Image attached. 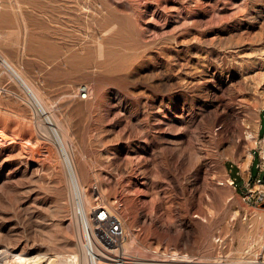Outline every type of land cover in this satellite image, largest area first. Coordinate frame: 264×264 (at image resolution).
Returning a JSON list of instances; mask_svg holds the SVG:
<instances>
[{
	"label": "rangeland",
	"instance_id": "rangeland-1",
	"mask_svg": "<svg viewBox=\"0 0 264 264\" xmlns=\"http://www.w3.org/2000/svg\"><path fill=\"white\" fill-rule=\"evenodd\" d=\"M0 4V53L62 131L84 200L123 202L126 254L264 264V201L247 198L264 193V0ZM37 119L0 63V264L78 252L67 169Z\"/></svg>",
	"mask_w": 264,
	"mask_h": 264
},
{
	"label": "bare ground",
	"instance_id": "bare-ground-1",
	"mask_svg": "<svg viewBox=\"0 0 264 264\" xmlns=\"http://www.w3.org/2000/svg\"><path fill=\"white\" fill-rule=\"evenodd\" d=\"M0 63L5 67V69L9 72V74H11V76L18 81L21 88L27 94L28 100H30L35 110V115L38 118L37 120H38V126L40 130L43 131L44 133L52 135V137L54 138L52 140H54L55 143L58 145L57 147H59L60 153L63 157V161L67 169L69 184H70V197L72 200V204L74 206V212L76 213L77 222H78V226H77V235H78V241H77L78 250L77 251L78 252H73L69 256L66 255L64 258L62 257L61 259L62 264H118L116 263V261L118 260L116 258L117 255L127 258L123 260V264H170V263H164V262H152V261L146 262L147 260L145 261V258L139 257L137 253L126 254L125 253L126 250L131 252L133 248H136L134 239L133 238L127 239V235H128L127 229H126L125 240L122 244L121 250L120 251L112 250L113 253L112 255L109 256V261L94 257L91 247L87 242L86 214L89 213V211L93 208L95 204L102 203V202H98L99 200H97L96 203L93 205L92 201L89 204L87 201L84 200L83 193H82V190L79 184L76 168L70 156V152H69V149L67 148L66 141H65L64 135L62 134V131H60L53 125V122L51 121V119L48 118L47 113L43 111V110H47V108L43 105V102L41 101V99H38L39 96H38L37 91L27 82V80H25V78L21 75V73L1 53H0ZM251 154L249 153V155H247L248 159L246 160V162L241 164V167L245 171V173H247L248 171V167L251 161ZM227 183L228 184L232 183L231 177L227 178ZM102 204H105V203H102ZM91 205L93 206L89 210V207ZM1 252H4L5 253L4 255L8 253L6 250H1ZM4 255L2 254V256ZM170 255L173 256L175 255V253H172ZM16 258H17L18 264H41L40 263L41 259L49 263V262H52L54 259L53 257L50 258L49 256L48 257L38 256L36 258L35 257L29 258V257L23 256L20 254ZM151 259H154V258H151ZM172 259H175V257L170 258V260ZM154 260H169V259L163 258V259H154ZM112 261H115V262H112Z\"/></svg>",
	"mask_w": 264,
	"mask_h": 264
},
{
	"label": "built area",
	"instance_id": "built-area-1",
	"mask_svg": "<svg viewBox=\"0 0 264 264\" xmlns=\"http://www.w3.org/2000/svg\"><path fill=\"white\" fill-rule=\"evenodd\" d=\"M1 10V4H0ZM89 92V85L81 84L78 93L85 98ZM256 180L262 182V178L257 176ZM247 191V190H246ZM257 191L249 192L247 198L252 201L253 197L256 203L264 201V193L255 195ZM123 202L119 206H109L107 204H95L86 214V233L87 242L91 247L94 257L109 261L112 250H121L126 236L124 218L120 214ZM120 253V252H119ZM116 263L123 264V256L117 255ZM115 262V261H112Z\"/></svg>",
	"mask_w": 264,
	"mask_h": 264
},
{
	"label": "trees",
	"instance_id": "trees-1",
	"mask_svg": "<svg viewBox=\"0 0 264 264\" xmlns=\"http://www.w3.org/2000/svg\"><path fill=\"white\" fill-rule=\"evenodd\" d=\"M264 132V116L261 118V128H260V135H262ZM256 160H258V154L256 153L254 156V160L251 164V174H252V180H255L256 174L253 173L254 166H257ZM226 167L229 171V174L231 178L233 179V183L237 186L238 191L246 192L245 185H244V178L240 172V168L237 164L233 163L232 161H226L225 162ZM262 181L264 180V177H261Z\"/></svg>",
	"mask_w": 264,
	"mask_h": 264
},
{
	"label": "crops",
	"instance_id": "crops-1",
	"mask_svg": "<svg viewBox=\"0 0 264 264\" xmlns=\"http://www.w3.org/2000/svg\"><path fill=\"white\" fill-rule=\"evenodd\" d=\"M260 134V129H259V131H258V135ZM230 175V174H229ZM259 175V174H258Z\"/></svg>",
	"mask_w": 264,
	"mask_h": 264
},
{
	"label": "water",
	"instance_id": "water-1",
	"mask_svg": "<svg viewBox=\"0 0 264 264\" xmlns=\"http://www.w3.org/2000/svg\"><path fill=\"white\" fill-rule=\"evenodd\" d=\"M264 205V204H263Z\"/></svg>",
	"mask_w": 264,
	"mask_h": 264
}]
</instances>
